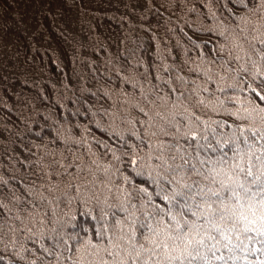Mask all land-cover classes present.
Listing matches in <instances>:
<instances>
[{
  "label": "snow or ice",
  "instance_id": "snow-or-ice-1",
  "mask_svg": "<svg viewBox=\"0 0 264 264\" xmlns=\"http://www.w3.org/2000/svg\"><path fill=\"white\" fill-rule=\"evenodd\" d=\"M0 264H264V0H0Z\"/></svg>",
  "mask_w": 264,
  "mask_h": 264
}]
</instances>
